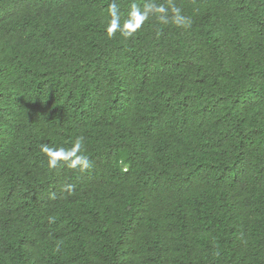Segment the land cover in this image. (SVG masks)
Returning <instances> with one entry per match:
<instances>
[{
	"label": "trees",
	"instance_id": "obj_1",
	"mask_svg": "<svg viewBox=\"0 0 264 264\" xmlns=\"http://www.w3.org/2000/svg\"><path fill=\"white\" fill-rule=\"evenodd\" d=\"M0 264H264V0H0Z\"/></svg>",
	"mask_w": 264,
	"mask_h": 264
},
{
	"label": "clouds",
	"instance_id": "obj_2",
	"mask_svg": "<svg viewBox=\"0 0 264 264\" xmlns=\"http://www.w3.org/2000/svg\"><path fill=\"white\" fill-rule=\"evenodd\" d=\"M116 8H117V5L115 3H112L109 5L108 11H109V15H110L111 19H110L108 26H107V32H108L109 36H112L115 34V32L117 30H119L121 32V35L127 37V36L131 35L132 31L135 30L134 28L131 27V25L134 23V21L133 20L125 21V24L123 25V27H121L120 24L117 23L118 18L115 15ZM159 10L165 11V9H163V8H161ZM172 11L175 14V20L178 24H181L182 26H185V27L191 26V23H192L191 18L181 15V10L179 8L173 7ZM134 15L137 19H140L141 22L144 18H146V15L141 16V14L139 12H135ZM82 144H83V138L78 137L76 140V143L74 145V147L77 149V151H79V149L82 147ZM41 150H42V152H44L49 157L48 162H49L50 166L53 168L56 167L57 161L55 159H52V157H60L62 155H65L66 152L68 151L64 148H52V147H49L47 145H41ZM76 159L78 162L82 163L83 168L89 167V161H88L87 156L81 154V155L77 156ZM67 189L70 190L71 186L70 185L67 186Z\"/></svg>",
	"mask_w": 264,
	"mask_h": 264
}]
</instances>
